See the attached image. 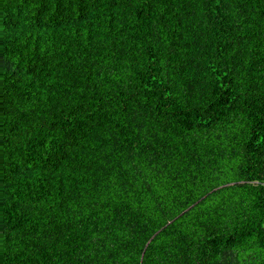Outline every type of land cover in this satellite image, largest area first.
<instances>
[{
  "label": "trees",
  "instance_id": "16d2710c",
  "mask_svg": "<svg viewBox=\"0 0 264 264\" xmlns=\"http://www.w3.org/2000/svg\"><path fill=\"white\" fill-rule=\"evenodd\" d=\"M0 264H264V0H0Z\"/></svg>",
  "mask_w": 264,
  "mask_h": 264
}]
</instances>
